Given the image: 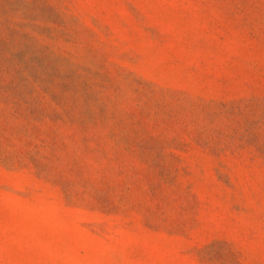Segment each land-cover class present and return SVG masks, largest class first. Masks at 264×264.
Returning a JSON list of instances; mask_svg holds the SVG:
<instances>
[{
  "label": "rangeland",
  "instance_id": "374dc122",
  "mask_svg": "<svg viewBox=\"0 0 264 264\" xmlns=\"http://www.w3.org/2000/svg\"><path fill=\"white\" fill-rule=\"evenodd\" d=\"M0 264H264V0H0Z\"/></svg>",
  "mask_w": 264,
  "mask_h": 264
}]
</instances>
